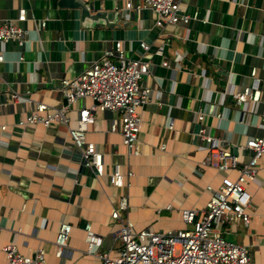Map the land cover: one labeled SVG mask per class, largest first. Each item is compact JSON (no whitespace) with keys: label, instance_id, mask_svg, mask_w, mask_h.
<instances>
[{"label":"crops","instance_id":"0c3cea01","mask_svg":"<svg viewBox=\"0 0 264 264\" xmlns=\"http://www.w3.org/2000/svg\"><path fill=\"white\" fill-rule=\"evenodd\" d=\"M89 1V13L104 10L106 19H80L78 8L59 6L56 0H0V21L22 8L24 19L17 23L25 30L23 45H0V245L12 240L25 254L41 245L45 254L40 264H99L84 252L83 227L88 223L101 236L100 247L114 249L119 222L109 211L122 194L133 229L183 227L178 209L203 207L205 184L214 187L221 176L235 175V169L199 163L206 154L199 130L226 143L239 162L250 151H237L234 144L263 131L264 0H178V11L187 20L162 25L154 23L155 13L141 0H129L125 9L124 0ZM42 18L44 25L36 28ZM114 40L122 42L126 57L148 62L140 83L151 93L139 111L136 154L128 153L118 130L108 127L116 111H98L87 125L86 139L102 161V173L95 174L82 163L63 123L21 126L15 121L34 101L58 105L59 78L80 72ZM250 67L259 78V97L237 102L229 93L250 83ZM11 93L20 98L12 99ZM89 102L79 97L69 105V125L76 110ZM114 167L131 171L127 184L108 182ZM245 188L248 222L224 223L220 234L246 245L250 264H264V155ZM60 222L70 229L56 256L52 239ZM0 264H6L1 251Z\"/></svg>","mask_w":264,"mask_h":264},{"label":"built area","instance_id":"2783aa9c","mask_svg":"<svg viewBox=\"0 0 264 264\" xmlns=\"http://www.w3.org/2000/svg\"><path fill=\"white\" fill-rule=\"evenodd\" d=\"M155 13L156 25L174 24L177 20L186 21L188 15L179 13L178 0H141ZM129 0H124L123 7H129ZM264 8V5H263ZM24 19V11L18 9L15 17L0 21V45L13 41L17 45L25 42V30L17 21ZM45 19L35 22L36 28L44 25ZM141 48L146 45L138 42ZM160 51V44L156 46ZM2 55L0 53V60ZM167 65L166 60L161 61ZM148 62L138 57L130 58L124 55L122 42L114 40L112 46L104 49L99 57L89 63L75 75L62 76L58 80L57 90L62 101L50 106L43 101H34L23 117L16 119L17 125L41 123L47 126L50 122H60L66 125V131L72 144L81 155L82 163L91 167L95 174L102 173L100 153L94 149L91 141L86 139L87 125L94 121L92 111L103 109L115 110L117 119L112 118L110 130H118L120 141L128 153L136 154L139 150L137 131L140 122L139 111L149 99L151 88L141 85L140 80L148 72ZM250 83L229 94L235 101H256L259 97V78L254 75V68L249 69ZM14 100L20 97L11 93ZM79 97H87V106L79 107L72 124H68L66 111L69 105ZM198 111L196 118H201ZM218 115V114H217ZM4 128L0 124V130ZM206 154L200 164L213 166L215 169H235L234 177L221 176L216 186L205 184L208 195L203 207H180L178 213L183 227L166 230H154L149 227L133 229L132 223L125 214L127 200L125 195H119L116 206L111 207L109 216L118 219V247L113 254L108 250H100L102 238L92 231L88 223L84 224V252L99 259V264H250L246 245L225 239L220 234L224 223L239 220L242 224L248 222V204L250 195L245 183L255 175L257 159L264 155V125L260 135L247 137L243 142L234 144L237 150L245 148L250 151L245 162H239L238 155L230 153L226 143L199 130ZM163 144H160V148ZM214 158V160H213ZM130 170L121 172L116 167L108 173L107 180L114 186L127 184ZM169 208V204L165 205ZM124 212V214H122ZM70 225L60 222L57 225L53 239V254L59 256L68 236ZM6 264H40L44 261L45 250L36 245L29 253L18 251L16 244L10 240L0 245Z\"/></svg>","mask_w":264,"mask_h":264},{"label":"water","instance_id":"95a60500","mask_svg":"<svg viewBox=\"0 0 264 264\" xmlns=\"http://www.w3.org/2000/svg\"><path fill=\"white\" fill-rule=\"evenodd\" d=\"M56 4L59 6L78 8L80 19L89 17L92 19H106L107 16V12L104 10H95L94 13H89V9H92L91 1L89 0H56ZM113 13L117 15L120 14V11L115 9Z\"/></svg>","mask_w":264,"mask_h":264},{"label":"rangeland","instance_id":"374dc122","mask_svg":"<svg viewBox=\"0 0 264 264\" xmlns=\"http://www.w3.org/2000/svg\"><path fill=\"white\" fill-rule=\"evenodd\" d=\"M81 98H85V97H81ZM105 110H109V109H105ZM113 111V110H112ZM115 111V110H114ZM96 112H98L97 110L96 111H92V113H94V116H95V114H96ZM77 115V110H76V114H75V116ZM115 118L117 119V128H118V121H119V119H118V113H117V111H116V115H115ZM108 127H109V125H108ZM238 151V150H237ZM118 227H119V223H118V226H117V229H118ZM102 246V245H101ZM118 247V245L117 246H115L114 247V249L115 248H117ZM99 249L100 250H107L106 248H104V247H99ZM113 249H111V250H108V255L109 256H111L112 254H113V251H112Z\"/></svg>","mask_w":264,"mask_h":264}]
</instances>
